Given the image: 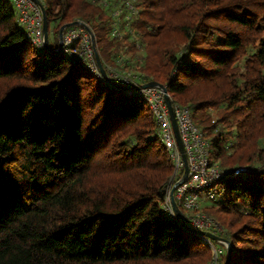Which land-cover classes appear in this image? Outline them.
<instances>
[{
	"label": "trees",
	"instance_id": "obj_1",
	"mask_svg": "<svg viewBox=\"0 0 264 264\" xmlns=\"http://www.w3.org/2000/svg\"><path fill=\"white\" fill-rule=\"evenodd\" d=\"M41 2L52 48L79 18L104 69L113 63L121 44L102 10L89 0ZM138 4L129 30L147 49L142 82L164 84L190 108L213 162L248 169L217 180V202L205 208L230 241L228 264H264V0ZM14 8L0 0V264H209L212 247L224 248V264L223 243L163 209L174 163L139 91L99 80L64 50L36 47Z\"/></svg>",
	"mask_w": 264,
	"mask_h": 264
},
{
	"label": "built area",
	"instance_id": "obj_2",
	"mask_svg": "<svg viewBox=\"0 0 264 264\" xmlns=\"http://www.w3.org/2000/svg\"><path fill=\"white\" fill-rule=\"evenodd\" d=\"M11 2L14 3L16 12L18 11L19 22L24 26L27 32L26 35H28L30 41L36 47H43V19L41 10L31 0H11ZM132 7L134 6L132 5ZM129 16L123 18L129 20L131 19ZM77 31V29H71L64 33L63 50L70 56V59L81 61L91 67L89 59L93 56L91 52L93 50L89 47L88 40L84 42V48L80 44L75 43V40L80 35ZM136 90L139 91V94L149 104L148 107L154 112V119H156L160 129L162 144L165 145L173 160L174 173L171 180H180L184 173V161L181 157L182 154L179 146L176 144L177 140L170 119V110L166 104L164 93L156 89L155 86ZM157 90L159 92L155 93L154 91ZM174 109L175 118H177L179 131L181 132L183 144L187 152L189 174L186 182H180L177 185L173 196H175L178 205L184 209L183 212L187 221L193 228L217 234V232L223 231L224 228L211 216L203 213L199 207L202 202H211L216 198L217 194L212 189V186L217 180L230 174L246 172L248 169L244 167L233 170L220 168L219 164L213 162L211 156H209L211 155L210 143L203 130L194 122L191 110L182 105H175ZM171 188L170 186L163 209L175 217V211L172 209L171 197L169 196Z\"/></svg>",
	"mask_w": 264,
	"mask_h": 264
},
{
	"label": "rangeland",
	"instance_id": "obj_3",
	"mask_svg": "<svg viewBox=\"0 0 264 264\" xmlns=\"http://www.w3.org/2000/svg\"><path fill=\"white\" fill-rule=\"evenodd\" d=\"M89 1L92 4H94V6H97L100 10H102L104 12V15H105L104 18H106L107 20L110 21V30H109L110 31V39H113L116 41L120 40V44H121L120 51L117 53V55L114 54L112 56L113 63L111 65H109L107 69H105L107 71L109 77L112 80L119 82L125 86L131 87V86H138V85L143 84V82L141 80V75H142L141 69L146 65L147 49L145 48L144 43H141V38H140L139 33H137L135 30H132V31L129 30L130 24L138 18V17L134 18V16H137V13L141 10V8L139 7V4H138V0H89ZM13 5H14V3H13ZM132 5L135 8L132 7ZM14 7H15V5H14ZM134 13H136V14H134ZM128 15H130L129 18H131V19L127 20V19L123 18V17H127ZM17 20H18V22L20 20L19 14H17ZM75 20H79V21L84 22L82 19H79V18L74 19V21ZM126 21H129L128 26H125ZM52 26H53L52 29L58 28L56 24H53ZM70 27L71 28H69V27L65 28L64 32H62L63 36H64L65 32H68L71 29H77L78 30L77 32H79L80 35L75 40L76 41L75 43L80 44L84 48L83 44L86 40H88V43H89L88 45L93 50V51H91L93 53V56H91V58L89 59V63L91 64L90 66H91L92 70H94V72L96 73V77L99 80L105 81V79H104V77H103V75H102V73L99 70V67L97 65L96 58H94L95 53H94V49H93V45H92L93 42H92L91 34L88 32V30L83 25L78 24V25H73ZM89 28L91 29V27H89ZM59 32H60V30H59ZM127 33L131 34V37H132L128 41L125 40V35H127ZM176 39L180 40V37L176 36ZM134 40H135V42H134ZM132 42H134L136 44V50L134 52H132V49H131ZM155 88L158 89L159 91L163 92V90L160 87L155 86ZM158 90L154 91V92L158 93L159 92ZM172 105L175 106V105H180V104H175L173 102ZM182 106L189 108L186 105H182ZM191 114H192V111H191ZM153 115H154V112H153ZM170 117H171V115H170ZM261 144L264 145V141H262ZM217 164H219V163H217ZM219 166H220V164H219ZM220 168H223V167L220 166ZM226 168L228 169L229 167H226ZM168 190H169V188H168ZM225 198H226V194L223 193L222 199H225ZM216 202H217V200L215 198L213 202H208V203L202 202L200 207H199L203 213L211 216L214 220H216L217 215H215L213 213V211L207 212V210H205V208L212 206L213 203H216ZM221 219L226 220V221H230L231 217L223 215V216H221ZM216 221L221 225V222L219 220H216ZM237 226L238 225H236V227ZM217 250H218V253L216 252ZM217 250L212 247V252H213V255L215 258H214V261H212V263L210 262L209 264H217L218 263L217 262L218 259L216 257H219V255L224 252V248L220 247Z\"/></svg>",
	"mask_w": 264,
	"mask_h": 264
},
{
	"label": "water",
	"instance_id": "obj_4",
	"mask_svg": "<svg viewBox=\"0 0 264 264\" xmlns=\"http://www.w3.org/2000/svg\"><path fill=\"white\" fill-rule=\"evenodd\" d=\"M34 1L40 8L41 10V13H42V21H43V47L48 50V51H51V52H54V53H61L62 50H63V33L65 28L66 27H70V26H73V25H83L87 30L88 32L91 34V38H92V45H93V49H94V53H95V56L94 58H96V61H97V65L99 67V70L101 71L104 79L107 80V82L109 83H112L114 84L115 86H118L120 88H124V89H140V88H146V87H154V86H157V87H160L162 90H163V93H164V97H165V100H166V103H167V106L169 107V110H170V115H171V122H172V126H173V131L175 133V137H176V140H177V143L178 146H179V149H180V152L182 154V158H183V161H184V173H183V176L180 178V180H177L174 182L172 188L170 189V192H169V196L171 197V203H172V206L175 211V215L176 217L179 219V221H181L184 225H186L188 228L190 229H193V230H196L197 233H200L202 234L203 236H205L208 240H214V241H218V242H221L223 243V245L226 246L227 248V252H228V257L226 262L224 264H228L229 263V260H230V256H231V245L229 244L230 241L218 234H215L211 231H206V230H197L195 228H193L189 222L187 221V218L183 212V210L180 208V206L178 205L176 199H175V196L174 195V191H175V188L177 187V185L180 184V182H186L187 180V177H188V174H189V162H188V157H187V152H186V148L184 146V142H183V138H182V135H181V132L179 131V125H178V121H177V118L176 115H175V109H174V106L172 105L173 104V101L169 95L168 90H167V87L160 83V82H157V81H149V82H146L141 85H138V86H125L119 82H116L114 80H112L107 71L104 69V65L102 63V60H101V57H99V52L96 48V45H95V37H94V34L93 32H91V29L89 28V26L82 22V21H79V20H75V21H72V22H68V23H65L64 25L61 26L60 28V32L59 33V45H58V48L57 49H54L51 47L50 45V40H49V22L47 21L48 18H47V13H46V8H44V4L41 2V0H32ZM166 192V191H164Z\"/></svg>",
	"mask_w": 264,
	"mask_h": 264
}]
</instances>
